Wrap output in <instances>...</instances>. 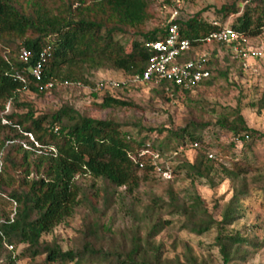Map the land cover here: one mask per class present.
<instances>
[{
	"label": "trees",
	"instance_id": "obj_1",
	"mask_svg": "<svg viewBox=\"0 0 264 264\" xmlns=\"http://www.w3.org/2000/svg\"><path fill=\"white\" fill-rule=\"evenodd\" d=\"M188 1L179 0L182 5ZM180 4L174 0H0V123L5 121L0 130L8 128L13 133L0 137V194L14 203L11 215L0 218V250L9 254V264L24 258L30 264H80L85 258L93 264H202L192 256L184 261L163 257L154 237L177 222L180 229L200 235L213 225L231 223L237 216L239 201L248 195L241 185L232 187L220 221L205 210L195 189H189L182 201L172 191H168L167 200L151 193V206L141 214L140 225L122 233L124 242L112 251L94 246L102 230L109 231L107 222L98 220L91 221L87 228L90 237L86 234L78 249L63 250L56 242L41 240L73 213L76 176L87 175L105 186L133 189L150 173L169 171L171 164L164 165L160 159L165 153L181 154L180 149L187 144L201 147L192 162H175L172 172L183 170L191 179L208 178L217 159L224 162L221 170L229 179L252 169L245 158H236L234 150L251 149L264 140V134L247 125L237 106L224 108L213 121L154 130L138 119L92 118L69 104L38 113L31 102L20 98L21 91L43 97L57 85H87L84 69L110 68L128 77L141 73L150 58L145 43L165 35L166 21ZM162 9H167L163 25L148 30L147 22L157 18ZM216 13L222 16L220 23L204 20L200 12L187 19L177 16L171 22L193 47L224 27L222 22L229 15H235L229 28L247 39L255 41L264 29V0H246L242 10L239 5H223ZM21 47L31 53L27 62L18 58ZM41 54V79L36 80L31 70ZM190 57L186 54L181 59ZM217 62L213 51L206 65L209 76L190 91L165 81L155 85L166 99L188 96L199 86H211L217 78L227 76V69L217 68ZM66 81L69 84L65 85ZM111 89L117 87L104 89L97 107H136L133 101L113 95ZM250 107L264 108V93ZM205 130L211 136L208 139ZM219 134L230 140L220 141ZM27 136L32 140L25 148L20 140ZM211 147L219 155L209 153ZM153 208H163L177 220L164 219ZM91 209L94 212L93 206ZM241 242L238 235L216 238L221 264H237V259L244 258ZM18 245L22 248L16 253ZM40 256L44 258L37 262Z\"/></svg>",
	"mask_w": 264,
	"mask_h": 264
},
{
	"label": "rangeland",
	"instance_id": "obj_2",
	"mask_svg": "<svg viewBox=\"0 0 264 264\" xmlns=\"http://www.w3.org/2000/svg\"><path fill=\"white\" fill-rule=\"evenodd\" d=\"M246 0H189L181 8L175 9L176 17L182 16L187 19L197 12L201 13L204 20L211 23H220L221 15L216 13L223 5H239L242 10ZM167 9H162L159 16L148 21V30L161 27L164 23ZM235 15H229L222 22L224 27H229ZM256 41L249 39L250 44ZM210 53L215 51L218 62L217 68L227 69L226 77H219L211 86H199L188 96L169 97L162 94L155 84L130 83L128 76L122 71L110 68L97 70L84 69L83 78L87 85H73L64 87L57 85L48 91L43 97L21 91L20 98L31 102L38 113H50L63 104H69L81 114L97 119L124 120L138 119L146 128L159 129L183 128L189 123H200L213 121L215 116L224 108L239 107L247 125L264 134V108L257 110L250 105L256 104L264 93V64L246 61L240 65L232 57V49L217 43H209L204 46ZM125 82L126 89L117 87L111 89L116 97L133 101L136 107H110L99 108V96L102 91L95 92L94 87L106 80ZM8 104L6 105L7 111ZM5 121H1L3 124ZM8 128L0 130V137L12 135ZM207 139L211 136L208 130L203 132ZM32 138L27 136L21 139L24 147ZM219 140L227 143L230 138L219 134ZM18 141V140H17ZM201 146L187 144L180 150L181 154L165 153L160 162L171 164L167 173L152 174L141 178L136 188L126 186H105L102 181L94 180L87 175L75 177L77 187L76 205L71 216L62 223L56 225L51 232L44 234L41 240L44 242H56L63 250L69 248L78 249L82 241L86 240L87 228L93 220L109 225V231L101 232L96 248L103 251H112L124 241L122 233L135 229L140 225L141 214L145 208L151 206L149 195L151 193L167 200L168 191H172L179 201L185 199L184 194L189 189H195L203 200L205 210L212 215L216 221H220L221 212L232 194V187L244 186L248 195L239 201L238 214L231 223L221 226L213 225L203 234L195 235L179 228V223L163 228L155 237L154 242L161 247L163 257L167 259L178 258L184 261L186 257L192 256L198 263L221 264V255L216 244V238L238 235L244 242L240 244V254L244 258L236 260L237 264H264V140H258L251 149L243 150L235 148L236 158H245L252 169L246 174L235 179L227 178L221 170L219 159L213 164L214 170L208 178L191 179L183 170L172 169L175 162H192ZM209 153H217L214 147L207 150ZM219 155V154H218ZM94 207V212L92 211ZM14 203L0 194V218L10 214ZM159 211L164 219L177 220L176 217L168 216L167 210L153 208ZM94 217V218H93ZM90 237V234H87ZM249 243V244H248ZM22 248L17 246L16 253ZM8 253L0 250V264H9ZM44 256L37 258L41 262ZM28 259L17 260V264H30ZM68 264H74L70 262ZM80 264H93L88 259H83ZM97 264V263H96Z\"/></svg>",
	"mask_w": 264,
	"mask_h": 264
},
{
	"label": "built area",
	"instance_id": "obj_3",
	"mask_svg": "<svg viewBox=\"0 0 264 264\" xmlns=\"http://www.w3.org/2000/svg\"><path fill=\"white\" fill-rule=\"evenodd\" d=\"M174 1L178 5L180 4L179 0ZM175 18L176 13L174 10L166 21L168 27L165 35L162 38L145 43V47L150 53L149 62L141 73L128 77V82L156 84L165 81L181 90L190 91L209 76L206 65L211 53L204 48L209 43L231 47L232 57L235 60H241L244 63L246 61L264 63V29L256 37L259 40L256 44H250L249 39L233 29L222 27L210 33L199 45L193 47L187 39L181 36L177 25L171 22ZM186 54H190L191 57L182 60L181 58ZM30 57V51L24 47L19 49L18 58L22 62H27ZM42 60L43 54L40 55L39 61L31 70L36 80L41 79ZM64 84L67 85L69 82L66 81ZM78 84L76 83V85ZM50 85L49 83L46 87ZM120 85H125V82L119 83L109 79L98 83L94 90L99 92ZM160 173L165 175L167 172L160 171ZM7 247L8 249L12 248L10 245Z\"/></svg>",
	"mask_w": 264,
	"mask_h": 264
}]
</instances>
